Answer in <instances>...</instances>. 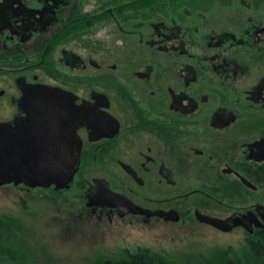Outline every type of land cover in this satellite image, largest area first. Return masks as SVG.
Segmentation results:
<instances>
[{"label":"flooded vegetation","instance_id":"obj_1","mask_svg":"<svg viewBox=\"0 0 264 264\" xmlns=\"http://www.w3.org/2000/svg\"><path fill=\"white\" fill-rule=\"evenodd\" d=\"M43 87L80 142V218L240 230L264 255V0H0V123L24 144Z\"/></svg>","mask_w":264,"mask_h":264},{"label":"rangeland","instance_id":"obj_2","mask_svg":"<svg viewBox=\"0 0 264 264\" xmlns=\"http://www.w3.org/2000/svg\"><path fill=\"white\" fill-rule=\"evenodd\" d=\"M79 184L60 192L0 186V219L10 218L20 228L16 264H98L139 247L177 263H194L228 252L245 264H264L255 258L240 230L223 234L192 225L145 226L136 221L103 225L80 218L83 194Z\"/></svg>","mask_w":264,"mask_h":264},{"label":"water","instance_id":"obj_3","mask_svg":"<svg viewBox=\"0 0 264 264\" xmlns=\"http://www.w3.org/2000/svg\"><path fill=\"white\" fill-rule=\"evenodd\" d=\"M63 99L60 92L51 87H43L41 113L36 117L40 137L31 145L23 143L17 120L15 126L8 122L0 123V186L24 184L29 187H53L54 190L69 188L79 167L80 142L68 122ZM108 199L120 203L116 196L111 195ZM123 209L120 215L143 212V209L131 202L123 204ZM165 214L166 218L177 220L171 214ZM199 220L223 232L237 226L247 227L245 215L225 219L200 215Z\"/></svg>","mask_w":264,"mask_h":264},{"label":"trees","instance_id":"obj_4","mask_svg":"<svg viewBox=\"0 0 264 264\" xmlns=\"http://www.w3.org/2000/svg\"><path fill=\"white\" fill-rule=\"evenodd\" d=\"M20 231L10 218L0 219V264H7L8 262L15 263L18 259L17 249V232ZM252 253L256 255L255 258H261L264 261V255L258 247L257 243H249ZM234 255V254H231ZM235 256V255H234ZM230 257L228 252L219 255L216 258H204L198 262L177 263L165 257L162 254L152 252L151 250L139 247L134 251L122 252L115 258L105 259L98 264H245L241 257ZM23 261V259H21ZM20 264V263H17Z\"/></svg>","mask_w":264,"mask_h":264}]
</instances>
